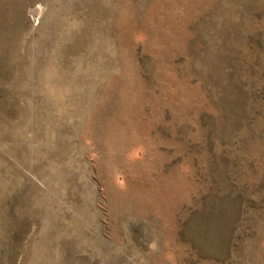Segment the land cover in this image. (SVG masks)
<instances>
[{
    "label": "rangeland",
    "instance_id": "1",
    "mask_svg": "<svg viewBox=\"0 0 264 264\" xmlns=\"http://www.w3.org/2000/svg\"><path fill=\"white\" fill-rule=\"evenodd\" d=\"M0 264H264V0H0Z\"/></svg>",
    "mask_w": 264,
    "mask_h": 264
}]
</instances>
